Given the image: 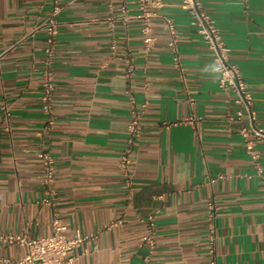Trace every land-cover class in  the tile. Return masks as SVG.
I'll use <instances>...</instances> for the list:
<instances>
[{
    "label": "crops",
    "instance_id": "1",
    "mask_svg": "<svg viewBox=\"0 0 264 264\" xmlns=\"http://www.w3.org/2000/svg\"><path fill=\"white\" fill-rule=\"evenodd\" d=\"M55 1L56 119L47 130L44 24ZM203 3L264 128V0ZM151 11L157 43L147 52L138 0H0V236H48L58 215L70 234L89 236L75 264H143L145 221L154 216L157 244L148 264H210L214 201L219 264H264V143L256 144V162L240 125L227 120L234 94L220 88L213 51L182 0H153ZM167 17L181 36L183 72L174 65ZM131 95L146 109L127 179L120 161ZM189 117L193 123L175 124ZM43 145L57 163L53 195ZM51 196L54 203L45 204ZM116 220L121 224L111 227ZM25 255L0 239V264H20Z\"/></svg>",
    "mask_w": 264,
    "mask_h": 264
},
{
    "label": "built area",
    "instance_id": "2",
    "mask_svg": "<svg viewBox=\"0 0 264 264\" xmlns=\"http://www.w3.org/2000/svg\"><path fill=\"white\" fill-rule=\"evenodd\" d=\"M141 14L138 16L142 19V39L145 50L150 52L154 49L157 43V36L153 25L155 14L151 11L153 0H138ZM182 7L191 16V24L195 26L201 34L204 42L209 46L214 54V62L218 72L219 86L221 89L230 90L234 94L232 103L235 105V110L229 108L227 112V120L230 123H238L240 132L244 138L246 150L248 154L256 161H259L260 153L256 148L258 141L264 143V128L258 124V115L254 109L253 93L243 77L241 69L231 61V48L224 40L217 22L206 10L203 0H182ZM123 12L127 15V5H123ZM61 11L60 5L55 1L52 13L45 22L46 29V45L44 48V72L42 79V103L43 111L47 116L46 129L51 130L55 123V90H56V73L54 70L55 58L57 54L59 25L58 15ZM165 21L168 26L169 41L168 44L174 52V65L183 72L184 66L179 54V43L181 36L175 21L167 17ZM116 46L113 45V49ZM131 63V59H127ZM132 67V65H131ZM192 100V99H191ZM130 113L131 120L128 124V144L122 154L120 168L125 178L129 179L131 172L130 168L134 163L132 154L136 142L140 139L143 123L142 116L145 112L146 105L138 107L136 99L133 95L130 96ZM193 123L194 118H185L178 123ZM41 136L43 132L39 133ZM43 169L44 182L51 188L52 195L54 194L53 184L56 180L57 163L52 153L43 145L39 152ZM45 204H53L54 197H47L43 200ZM209 209V253L211 256L210 264H219L218 261V235L215 224V209L214 201L208 204ZM147 232L143 236V241L149 246V254L143 264H148L151 256L155 253L156 238H155V222L154 216H149L146 219ZM121 224V220L112 222L111 227H117ZM89 238V236H80L69 233V227L64 221L56 215L53 220V232L48 236L40 238H30L26 234H7L0 236V239L11 244H18L26 249V255L19 263L20 264H75L79 260V256L75 254V250ZM9 262V260H5Z\"/></svg>",
    "mask_w": 264,
    "mask_h": 264
}]
</instances>
